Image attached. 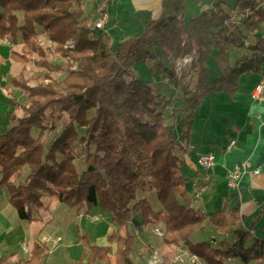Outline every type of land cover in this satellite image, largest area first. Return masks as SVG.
Returning a JSON list of instances; mask_svg holds the SVG:
<instances>
[{
    "label": "trees",
    "instance_id": "1",
    "mask_svg": "<svg viewBox=\"0 0 264 264\" xmlns=\"http://www.w3.org/2000/svg\"><path fill=\"white\" fill-rule=\"evenodd\" d=\"M262 1L259 6V0H237L235 11L251 12L236 25L229 20L225 0H213L215 10L210 7L187 20L186 0H160L155 16L137 11L142 24L127 27L126 35L113 44L106 30V24L113 26V16L101 28L91 27V14L85 15L83 0H0V39L22 40L21 53L10 50L7 58L33 59L48 70L44 80L34 85L17 76L10 78L12 85L23 90L26 104L20 105L22 115H10V127L0 133V187L7 190L8 202L20 220L36 221L33 211L44 207L42 198L48 195L69 208L99 207L117 227L106 236L105 245L91 243L82 234L78 242L84 249L79 260L65 264H84L86 255L85 264H138L132 258L135 238L129 224L158 222L164 227L162 264H171V255L178 249L198 255L205 264H225V260L263 264L264 241L247 245L248 233L238 236V207L202 213L187 202L192 193L188 183L192 187L201 172L198 156H191L188 147L201 92L232 96L241 75L261 72L264 36L249 39V33L260 30L264 23ZM38 26L52 49L40 42ZM67 41L73 45L66 46ZM192 47L196 80L191 91L182 89L180 103L154 87V76L150 82L137 76V64L152 60L167 70L178 87L173 66L167 69L162 61L172 65ZM241 49L237 56L231 53ZM53 56L65 63L52 62ZM211 56L217 65L213 77L207 66ZM62 73L61 80L53 76ZM12 104L17 106V102ZM47 111L53 121L51 129L55 114H64L66 122L44 150L41 138ZM33 130H39L36 137ZM79 146L83 150L80 170L75 163ZM185 169L196 177L186 178ZM151 190L160 202L159 209L140 196ZM204 224L226 239L216 245L208 240L193 242L191 235L203 231ZM170 246L173 249H166ZM48 251L44 242L35 241L29 259L10 263L8 258H0V264H42Z\"/></svg>",
    "mask_w": 264,
    "mask_h": 264
},
{
    "label": "rangeland",
    "instance_id": "2",
    "mask_svg": "<svg viewBox=\"0 0 264 264\" xmlns=\"http://www.w3.org/2000/svg\"><path fill=\"white\" fill-rule=\"evenodd\" d=\"M139 1V2H138ZM237 0H225V9L228 11L230 16V21L233 22V24H238L239 20L233 21L232 17H238V14L235 13L234 6L236 4ZM262 2V0H259V3ZM140 3V4H139ZM141 5V0H112L109 2H106L105 0H83V9L86 14H91L90 18V25L91 27L95 26V23L97 21H102L105 23V21L108 19V16H113V19H115V22L113 23V26H109L106 24V30L111 36V43L115 44L120 40V38L123 36V32L127 30V27L134 28L135 26H139L142 23V18L140 13L137 12L139 6ZM259 5V4H258ZM257 5V6H258ZM214 10L216 7L214 5L211 7ZM257 8V7H256ZM208 9V8H207ZM239 9V8H238ZM112 11V14L111 12ZM243 14V18L245 19L248 14H250V9H240L238 10ZM150 13V12H149ZM189 12H186L185 20L190 18ZM21 14L18 13L19 16V22H21ZM150 16H152L150 14ZM237 19V18H236ZM228 20V22H229ZM226 22V23H228ZM229 24V23H228ZM129 29V30H130ZM38 31V37L40 42L43 46L49 47L50 49L53 48V44L47 39L44 31L41 27H37ZM263 35L264 36V23L262 24L260 30H252L249 33V39L252 36L259 37ZM255 37V38H256ZM5 39H0V45L3 43ZM8 40V39H7ZM11 43V42H9ZM22 45L21 38H18V43H11L8 44L6 47L8 48V51L0 50V65L6 67V73L3 70H0V133L5 132L8 130V128L11 125L10 121V115L15 112L17 116L22 115V109L20 108V105L26 104L25 96L23 93V90L18 86L12 85L9 81L10 78L17 76L20 81L27 83L28 85H34L37 82H40L44 80V75L48 73V70L46 68H43L38 65V61L26 60V61H10L7 58V55L10 50H15L21 53L20 46ZM71 41L66 42V46H72ZM191 48V46H190ZM242 52L241 50L232 51L231 53L233 55H239ZM3 54V55H2ZM31 57H34L36 59V56L31 55ZM5 61H7L5 63ZM51 61L54 63L64 64L65 60L60 59L58 57H52ZM195 61V49L192 47L191 51L187 54H185L182 57H179L177 59H174L172 61V65L170 62L162 61L163 67L167 69H171L173 66L174 75L176 78V82L179 83L178 87L174 84V81L170 76H168V72L166 69L162 67H157V63L154 64L152 60H148L147 62H139L136 69L137 76L145 81L150 82L155 77L154 80V87L160 88L163 90V93L166 97H171L175 102L180 103L182 101V89L191 91V88L194 86V82L196 80V67L194 66ZM207 66L210 68L211 73L210 76L213 77L217 74V65L215 62V57L211 56L209 61L207 62ZM176 68H180L178 71H176ZM264 70V66L262 67L261 71ZM4 72V73H3ZM53 76L57 80H61L65 73L62 74H53ZM3 77V78H2ZM242 79L244 80H252V75H243ZM240 83V81H239ZM249 84V82H248ZM174 89V90H173ZM177 95V100L174 96ZM203 95L205 93L201 92ZM190 95V94H189ZM235 95V94H234ZM228 96L227 94H223L220 92H207L205 96L200 101L199 107L197 111L194 114V122H193V129L191 132V142L195 144L197 147L206 148L208 147V141H212V147L211 150L217 155L220 156L218 153L220 147L224 144L226 137L224 136L223 132L226 131L227 134L234 133L233 130H231V124H235L236 121L243 117L244 111L243 106L238 104L237 108H232L233 102H236L238 96ZM234 96V100H233ZM251 97V95H250ZM264 100V93L262 95ZM251 99L254 101V99L251 97ZM12 102H17V106L12 104ZM50 112L47 111L45 113V119L44 125L46 126V129L42 132V142L44 145V150H46L48 146L49 139H52L56 135L59 134V132L63 129L64 123L66 122V116L64 114H60L58 116L55 114L53 116L54 120V128L51 129V123L53 122L51 119H49ZM258 118V117H257ZM246 122V118H244L243 123ZM264 123V121H263ZM260 124L262 125V119L260 120ZM250 125V124H249ZM258 131V130H257ZM260 131V130H259ZM39 133V130H33L32 134L34 137H36ZM189 147V146H188ZM209 148V147H208ZM76 154V160L75 163L78 166V169L80 170L83 167H80L83 164V150L82 146L77 147L75 150ZM219 159V158H218ZM218 159L214 161L215 164H219ZM27 172V169H24V173ZM194 172L190 169L184 170V176L186 178H192ZM189 190L192 189L191 184L188 183ZM220 195L217 193V191L213 190H206L202 194L201 199L198 201H194L192 198V195L189 196L187 199V202L189 205L198 208L203 209L205 208L206 211H211L215 208H218L219 203L221 202V196H226L229 193V189L227 187H224L219 192ZM140 196H146L152 203V206L155 209H159L160 202L157 200V198L154 196L153 191H146L143 194H140ZM6 198V201H8V192L4 187H0V200L3 201V199ZM44 204L46 205L45 208H38L33 211V215L37 216L40 219H47L48 214H51L53 216V221L55 223V227L48 229L45 228V230H42V225H40L39 222H27L24 220H21V224L19 227H12L11 225L7 224V221L3 223L1 222L0 226V256H6L10 253H15L18 258H24L25 250L27 247L31 244V231L34 233L33 237L36 238L39 235L46 234L42 238L41 242H44L46 245H49L51 249L54 247L53 241L55 242L60 240V237H58L56 234H62L63 241L62 243H67L68 241H74L78 238V236H74L75 239H73V231L71 232V229L68 226H63V223L66 220L68 211H72L75 213V209L69 208L67 205L63 203L56 202L52 200L48 195H44L42 198ZM224 201V200H222ZM238 202L239 200L234 198L229 199L230 205ZM222 204H224L222 202ZM220 205V207L222 206ZM199 205H202L203 208ZM48 207V208H47ZM80 208V207H79ZM79 208L77 207L76 210L78 211ZM99 207H93L89 209L83 210V214H85V210H87L86 216H75L73 215V221L72 225L74 227H77L79 229V232H85L86 236L91 242H96L97 237L100 236L103 231L104 226L102 225L104 223L103 219V211L101 212L100 209H98V212L96 211ZM56 210V211H53ZM204 210V211H205ZM51 211V213H50ZM97 215L99 220H93L91 219L93 216ZM108 222V221H107ZM250 222H248L249 226ZM8 225V227H7ZM45 225V224H44ZM135 225L130 223L129 231L131 234L134 235L135 238V244H134V252L132 253V258L137 261L138 264H150L149 262V248L151 246L164 251L165 247L162 242V236H157L153 233V228L155 226H158L160 231H162L163 234V225L162 223H157L156 225L149 224L144 225L139 228H135ZM115 228V229H114ZM112 229V228H111ZM255 229L258 233L262 234V231L264 228L260 227V225L255 224ZM29 233H27V231ZM42 230V231H41ZM113 230H117L116 225L113 224ZM262 230V231H261ZM207 231V230H206ZM41 232V233H40ZM44 232V233H43ZM240 232V231H239ZM56 236L58 238H56ZM41 237V236H40ZM227 236H223V234L219 233L218 231H211L209 235H205V233L202 230H196L191 235V240L193 242L196 241H202V240H208L212 245H216L218 241L223 239H226ZM230 239V238H229ZM250 241H248L249 243ZM68 244V243H67ZM114 246V245H113ZM49 249V248H48ZM72 248L69 251H73ZM166 249H173L172 246ZM171 253V252H170ZM138 255L140 256V260H137ZM114 258H112L113 260ZM9 262H11L9 260ZM262 262L264 264V256L262 257ZM17 263V262H15ZM225 264H243L240 262H230L225 260ZM248 264H255L253 261L249 262Z\"/></svg>",
    "mask_w": 264,
    "mask_h": 264
},
{
    "label": "crops",
    "instance_id": "3",
    "mask_svg": "<svg viewBox=\"0 0 264 264\" xmlns=\"http://www.w3.org/2000/svg\"><path fill=\"white\" fill-rule=\"evenodd\" d=\"M186 2H187L186 12L191 13L190 14L191 16L197 15L205 11L207 8L213 6L212 4L213 0H186ZM159 3L160 0H141V5L139 6L137 11H145L149 15L151 14L152 16H155L159 11ZM136 27L138 26H135L134 28ZM123 35H126V32H123ZM8 44L11 43H9V40L5 39L3 43L0 45V50L8 51V48L6 47ZM6 62L7 61H5V63ZM0 70H3L6 73V67L4 65L3 66L0 65ZM242 76L243 75L239 77L237 84L238 90L234 95V96H238L236 99L237 101L233 102L231 109L237 108L238 104H240L241 106H243V110H245L244 115L243 117H240L235 124H231L230 127L234 133L227 134L226 131L223 132L224 136L226 137V140L218 151L220 156H217L214 153L215 160L216 158L217 159L219 158L218 159L219 164L218 165L214 164V168L210 171L211 181L208 190H213L215 192L217 191V193L220 195L219 192L221 191V189L227 187L226 175L228 171L233 168L235 163H239L244 160L249 161L252 167H258L259 174L257 175L245 174L239 182L238 189H230L227 187L229 189V193L227 194L226 199L225 196H221V202L219 203L218 208H215L211 211H206L202 205L199 206H201L207 213L214 212L216 210L221 209L222 207H227V209L229 210L234 206L238 207L237 209L239 212L240 224H241V229L239 230L240 232H238L239 233L238 236L241 234L248 233L249 237L247 238L246 243L247 245H250L255 240L264 241V230L263 231L261 230L262 231L261 234L258 233L255 229V224L260 225V227L264 228V123H263L264 100L260 102L253 101L250 97V92L253 89L255 83L260 78L262 77L264 78V70L261 71L260 73L252 74L253 76L252 80H244L242 79ZM206 94L207 93H205L203 96H205ZM234 96H233V100H234ZM244 118H246L245 123H243ZM261 119H262V125L260 124ZM229 138H234L236 143L231 149L226 150L225 146L227 145ZM207 145L209 148L208 147L196 148L195 144H193L190 141L189 149L191 151V156L197 157L201 153L212 151L211 136H210V141H208ZM199 175L200 172L196 176ZM193 176L195 175L193 174ZM233 196L235 200L238 199L239 201L238 202L235 201L234 204L230 205L229 199L232 198ZM222 202L224 204H222ZM221 204L222 206L220 207ZM45 207L46 205L44 204L43 208ZM84 208L86 209V207L82 206L79 208L78 211L76 210V208H71V210L75 209V213H73L72 211H68L67 213L64 214V215L67 214V217L65 222L63 223V226H68L71 229V232L73 231L72 232L74 234L73 239H75L74 236H78V234H79L78 237H80L82 234H86L85 232H79V229H77V227H74L72 225L74 214L75 216L77 215L80 217L83 215L86 216L88 212L87 210H85V214H83ZM98 209L99 208H97L96 210L97 212ZM48 215H49L48 218L45 220L40 219L37 216H34L36 218L35 222H39L40 225L43 226L42 227L43 231L47 227L48 229L55 227L56 222L53 221L54 219L53 216L51 214ZM103 216H104L103 217L104 223L102 225L104 226V229L103 231H101L102 233L100 234V236L97 237L96 239L95 243L97 245L107 244L106 236L113 229V224L111 223L110 215L103 213ZM3 221L4 222L7 221V224L11 225L12 227H19V225L21 224V220L18 218L15 209L9 204L8 201H6V198L3 199V201L0 200V226H1V222L3 223ZM248 222H250L249 226H247ZM139 227L141 226H136L135 228H139ZM29 231L30 230H28L27 233H29ZM211 231H217V230L212 226H210L209 224H204L203 232L205 233V235H209ZM33 232L31 231L32 233L31 244L29 247L26 248L25 250L26 254L24 255V258L21 259L18 258L15 253H10L6 256H0V258H8L11 261L10 263L23 262L29 259L31 257V251L34 242L41 241L44 235L47 233L46 232L45 234L39 235L36 238L35 236L33 237L34 234ZM56 235L60 237V240L57 242H55V240L53 241L54 243L53 249H51L49 245H47L49 251L46 254L42 264H65V263H72L78 261L84 249L83 245L80 242H78L79 238H77L74 241H68L67 244V243H62L63 241L62 234L59 233ZM57 236L56 238H58ZM248 241L250 242L248 243ZM72 248L75 249H73L72 252L69 251ZM86 261H87V255L83 258V263L85 264Z\"/></svg>",
    "mask_w": 264,
    "mask_h": 264
},
{
    "label": "built area",
    "instance_id": "4",
    "mask_svg": "<svg viewBox=\"0 0 264 264\" xmlns=\"http://www.w3.org/2000/svg\"><path fill=\"white\" fill-rule=\"evenodd\" d=\"M263 5V1L260 2L259 6ZM236 14H238V17L234 16L232 17L233 21L240 20L243 18V14L241 12L235 11ZM237 18V19H236ZM104 25V22L97 21L95 23V27L101 28ZM180 68H176V71H178ZM264 93V78H260L258 82L254 85L253 89L250 92L251 97L254 99V101H262ZM236 141L234 138H229L227 145L225 146L226 150L231 149L235 145ZM214 161H215V154L213 151L201 153L197 157V166L201 169L200 175L193 179L192 181V198L194 201H198L201 199L202 194L206 192L208 188V184L210 182V171L214 168ZM257 175L259 174V168L258 167H252L249 161L244 160L239 163H235L233 168L228 171L226 175V184L227 187L230 189H238L239 188V182L241 178L245 175ZM202 213H205L204 209L200 210ZM91 219L93 220H99L97 216H93ZM153 233L155 235L162 236V231H160L158 226L152 227ZM149 262L150 264H162L163 263V257L161 250L151 246L149 248ZM171 264H205L202 259L186 250V249H178L175 253L171 255Z\"/></svg>",
    "mask_w": 264,
    "mask_h": 264
}]
</instances>
